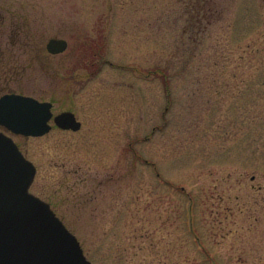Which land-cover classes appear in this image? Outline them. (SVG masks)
I'll list each match as a JSON object with an SVG mask.
<instances>
[{"label": "rangeland", "instance_id": "374dc122", "mask_svg": "<svg viewBox=\"0 0 264 264\" xmlns=\"http://www.w3.org/2000/svg\"><path fill=\"white\" fill-rule=\"evenodd\" d=\"M0 41L83 122L17 141L92 264H264V0H0Z\"/></svg>", "mask_w": 264, "mask_h": 264}, {"label": "water", "instance_id": "95a60500", "mask_svg": "<svg viewBox=\"0 0 264 264\" xmlns=\"http://www.w3.org/2000/svg\"><path fill=\"white\" fill-rule=\"evenodd\" d=\"M67 48L65 39L52 38L47 43L52 54ZM1 106L0 122L16 134L38 137L51 130L50 102L7 95ZM54 121L64 130L77 131L81 126L72 112H63ZM35 175V165L0 133V264H92L50 203L30 192Z\"/></svg>", "mask_w": 264, "mask_h": 264}, {"label": "flooded vegetation", "instance_id": "af4514ba", "mask_svg": "<svg viewBox=\"0 0 264 264\" xmlns=\"http://www.w3.org/2000/svg\"><path fill=\"white\" fill-rule=\"evenodd\" d=\"M5 46L3 45V43L0 41V117H1V114L3 113V108L1 106V100L6 96V95H13V94H19V93H15V92H8V93H4L5 89H6V73H5V68H6V61H5V54H6V51H5ZM33 49H34V46H33ZM19 95H23V94H19ZM27 96V95H26ZM40 102H48V101H41L39 100ZM52 103V114H53V117L51 118V120L49 121V124L51 126V130L49 132H51L53 129H58V130H63V131H66V132H79L81 131L82 127H83V122L79 119V117L73 112V111H63V112H72L75 114L76 116V120L78 122H80L81 126H80V129L77 130V131H73V130H64V129H61L59 128L56 124H55V121H54V118L63 113V112H59L58 114H56V110H55V104L53 102H50ZM0 133L1 134H4L6 136H9L10 138L14 139V141L18 144L19 148L21 149V151L25 154V152L23 151L21 145L18 143L17 141V138H25V139H28V138H32V137H27V136H24V135H17L15 133H13L12 131H10L5 125L1 124L0 122ZM34 138V137H33Z\"/></svg>", "mask_w": 264, "mask_h": 264}]
</instances>
